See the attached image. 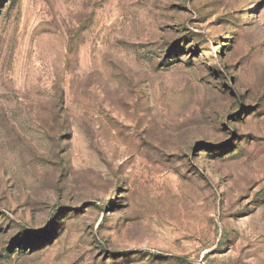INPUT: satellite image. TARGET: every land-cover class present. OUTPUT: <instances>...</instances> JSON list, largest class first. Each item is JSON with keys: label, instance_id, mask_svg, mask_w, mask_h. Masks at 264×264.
<instances>
[{"label": "rangeland", "instance_id": "374dc122", "mask_svg": "<svg viewBox=\"0 0 264 264\" xmlns=\"http://www.w3.org/2000/svg\"><path fill=\"white\" fill-rule=\"evenodd\" d=\"M174 256L264 264V0H0V264Z\"/></svg>", "mask_w": 264, "mask_h": 264}, {"label": "water", "instance_id": "95a60500", "mask_svg": "<svg viewBox=\"0 0 264 264\" xmlns=\"http://www.w3.org/2000/svg\"><path fill=\"white\" fill-rule=\"evenodd\" d=\"M173 258L181 260L183 262H188L185 258L179 257V256H174Z\"/></svg>", "mask_w": 264, "mask_h": 264}, {"label": "trees", "instance_id": "16d2710c", "mask_svg": "<svg viewBox=\"0 0 264 264\" xmlns=\"http://www.w3.org/2000/svg\"><path fill=\"white\" fill-rule=\"evenodd\" d=\"M28 240H30V239H25V241L27 242ZM31 247H34L33 245H31ZM180 264H186L185 262H183V261H180Z\"/></svg>", "mask_w": 264, "mask_h": 264}]
</instances>
